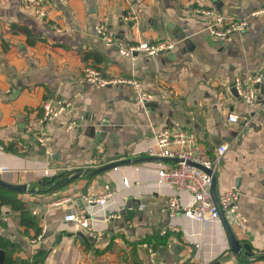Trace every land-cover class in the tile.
<instances>
[{
	"label": "crops",
	"instance_id": "1",
	"mask_svg": "<svg viewBox=\"0 0 264 264\" xmlns=\"http://www.w3.org/2000/svg\"><path fill=\"white\" fill-rule=\"evenodd\" d=\"M218 2L219 8L213 0H48L43 17L25 0H0V177L27 187L13 193L0 186L9 200L0 206L6 258L14 264H264L258 257L264 254V0ZM202 8L244 19L246 29L217 37L206 28ZM131 11L136 19L129 18ZM101 26L113 41L102 38ZM157 40L175 46L156 55L138 51L135 58L119 51ZM89 66L138 84L101 86L85 77ZM257 74L262 82L249 104L234 82ZM139 89L150 101H140ZM49 101L55 109L39 124ZM230 112L252 115L250 125L229 122ZM100 121L106 122L101 132ZM166 126L195 132L211 156L228 144L216 190L240 192L226 217L254 256L245 248L232 251L221 219L203 225L181 212L169 215L176 189L158 182L156 160L131 155ZM74 169L83 171L73 177L68 172ZM108 191L115 198L96 206L90 219L99 238L65 220L68 213L88 215L85 196ZM15 200L24 207L15 208ZM129 207L136 210L131 216ZM28 215L34 225H26ZM163 228L169 238L157 244L154 236L166 235Z\"/></svg>",
	"mask_w": 264,
	"mask_h": 264
},
{
	"label": "built area",
	"instance_id": "2",
	"mask_svg": "<svg viewBox=\"0 0 264 264\" xmlns=\"http://www.w3.org/2000/svg\"><path fill=\"white\" fill-rule=\"evenodd\" d=\"M31 6H35L40 16L47 17L48 15V0H25ZM199 13L208 19L207 29L217 37L229 36L235 32H242L246 29L247 22L244 19H229L218 13L213 8L198 9ZM261 11H264L262 9ZM260 11L255 12L259 13ZM129 18L136 19L134 11L129 13ZM98 33L102 38L113 41L114 37L108 33L107 28L101 26L98 28ZM175 42L171 40H157L154 42H141L138 45H128L119 49L120 53L131 58H135L138 51L147 52L149 55H156L159 52L167 49H172ZM85 77L90 81H95L101 86H107L114 83L129 82L137 85L136 80H128L124 78H108L103 76L97 68L89 66L84 70ZM262 82V74H257L247 81L242 76L235 79L234 86L238 93L244 96L249 104H254L256 99V84ZM139 91V98L142 103L150 101V95L144 90ZM60 103V102H59ZM55 107V102H46L44 104V113L38 118V123L41 124L50 116ZM229 122L242 123L244 127H248L252 121V115H242L235 112H230L227 116ZM105 121H100L98 128L105 125ZM75 125L72 120L68 123L71 128ZM38 142L41 145L45 144L44 136H38ZM227 143H221L216 148L214 155H210L208 151L201 145L199 137L195 132L182 129L164 127L161 131L154 134L147 146L142 150H136L131 153L133 157H146L156 160L158 182L161 184L172 185L177 194L171 196L168 200L169 215L174 217L178 213H182L186 218L200 222L203 225H209L212 222L221 219L220 209L225 214L236 205L240 192L237 189H226L217 194V202L214 199L212 186L213 176L220 170L222 158L228 150ZM0 148L3 146L0 144ZM170 158L175 162L166 164L161 159ZM115 169L118 166L114 167ZM4 169V168H3ZM6 169V168H5ZM45 175L50 176V169H45ZM125 185H129L128 176H123ZM188 193L190 198H184V194ZM115 193L108 191L101 196H85V200L89 204V213L86 216L76 213H68L65 216L67 222L73 221L88 229L89 236L99 238L98 232L91 226L90 219L97 216V211L94 209L98 205H105L111 199L115 198ZM144 205L141 206V208ZM231 212V211H230ZM34 213H37L34 210ZM120 215H118L119 217ZM230 216V214H229ZM228 218V216H227ZM46 229V227H45ZM45 232V230H44ZM44 232L34 240L37 244L42 239ZM162 234L167 233V229L161 230ZM201 244H197L199 249ZM204 264V263H202Z\"/></svg>",
	"mask_w": 264,
	"mask_h": 264
},
{
	"label": "water",
	"instance_id": "3",
	"mask_svg": "<svg viewBox=\"0 0 264 264\" xmlns=\"http://www.w3.org/2000/svg\"><path fill=\"white\" fill-rule=\"evenodd\" d=\"M213 1L215 2L217 8H219L221 6L220 2H218L219 0H213ZM256 86L259 87L260 85L257 84ZM145 158L146 157H144V159ZM148 159H151V158H148ZM131 161H132L131 159H128V160H126L124 162H114V163H112L110 165L103 166V167H100V168L96 169L95 172L105 171L107 169H111V168H114L116 166H119L120 164L130 163ZM82 171H83L82 169H74V170H71L68 173L69 174L76 173L73 177H77V176L81 175ZM54 179H55V177L53 178V180ZM0 186L9 188V189H12V190H15V191H26V189H27L26 186H17V185L9 184V183L3 181L1 179V177H0ZM216 189H217V175L214 174L212 192H213L214 199L217 202V190ZM138 203H140V200L138 201ZM135 212H136V210L131 208V207H129V208H127L125 210V213H127V215H129V216H131V213H135ZM220 216H221V220H222V222L224 224V228H225V231L227 233V236L229 238L232 251L235 252L236 254H241V252L243 251V248H245L246 249V252H245L246 255L254 256V253L251 251V248L249 247V245L240 243L239 240L236 238V236H235V234H234V232L232 230L231 224L229 223V221H228V219L226 217V214H225V212L222 209H220ZM262 256H264V255H262ZM262 256H260V257H262ZM5 258H6L5 250L4 249H0V264H5Z\"/></svg>",
	"mask_w": 264,
	"mask_h": 264
},
{
	"label": "trees",
	"instance_id": "4",
	"mask_svg": "<svg viewBox=\"0 0 264 264\" xmlns=\"http://www.w3.org/2000/svg\"><path fill=\"white\" fill-rule=\"evenodd\" d=\"M10 148L13 149V150H15V148L13 147V145H11ZM63 175H64V174H63ZM0 189H3V188L0 187ZM6 190H7V189H6ZM10 192L16 193V192L13 191V190H10ZM8 201H9V200L4 196V194H3L2 191L0 190V206H2V204L6 203V202H8ZM16 202H18V203H16ZM14 203H16V204H14ZM14 203H13V204H14L13 206H14L15 208H19V209H21V208L24 207L22 201L15 200ZM24 221H25L26 225H34V224H35L34 216H30V215H28L27 218H24ZM169 235H170V232H169V231L166 233V235H161V234L159 233V234H157V235L154 236V239H155V241H156L157 244H164V243L167 242V240H168V238H169V237H168ZM262 255H264V254H261V255L258 256L259 259H264V256H262ZM260 256H262V257H260ZM6 263H7V264H14L15 262L12 260V258H11L10 255H9V256H7V258H6ZM21 264H30V263L24 261V262H21Z\"/></svg>",
	"mask_w": 264,
	"mask_h": 264
}]
</instances>
